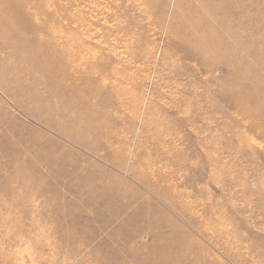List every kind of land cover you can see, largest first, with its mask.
I'll return each instance as SVG.
<instances>
[{"label":"rangeland","instance_id":"rangeland-1","mask_svg":"<svg viewBox=\"0 0 264 264\" xmlns=\"http://www.w3.org/2000/svg\"><path fill=\"white\" fill-rule=\"evenodd\" d=\"M226 11L0 0V264H264V0Z\"/></svg>","mask_w":264,"mask_h":264},{"label":"bare ground","instance_id":"bare-ground-1","mask_svg":"<svg viewBox=\"0 0 264 264\" xmlns=\"http://www.w3.org/2000/svg\"><path fill=\"white\" fill-rule=\"evenodd\" d=\"M229 1L230 0H223V10L225 12L226 11V8L228 10V6H229ZM203 7V6H202ZM202 7H199V8H196L194 9V12L196 13V17H198V15L201 13V9ZM219 8L221 9L222 8V5L219 4ZM204 15V16H203ZM214 23V19L211 17V15L208 13V12H202V18L198 19L195 23H192L193 25H191L189 28V30H186L187 33L189 32H193V35L194 34H200V35H196V37L198 38L194 43H192L191 41L188 42L187 45L188 46V49L190 51V53L192 55H195L197 57H200L202 59V61L204 62V59H205V54L203 52V41L204 40H208L207 38L209 37L210 38V41H213L214 43H212L214 45V47H216V44L220 45V42L219 40H217V37L214 36V37H211L210 36V31H211V26L213 25ZM229 25H230V19H229V22L228 23H225V22H222L221 23V26H222V31H224L225 33L229 34L230 35V28H229ZM4 30V29H3ZM212 34V33H211ZM196 38L193 39V41L195 40ZM219 39L222 43V47L226 50V54H230V44L225 41V38L223 35L219 36ZM188 41V40H187ZM53 50V49H52ZM58 55L57 58L55 57H50L49 60L50 62H53V64L49 66V71L52 72V74L55 76L56 75V72H60V70H62V66L64 64V59H65V56L67 55L66 51H58V47H55V56ZM85 56L84 53L81 52H77L76 53L74 52V55L72 56V58L70 57V59H72V63H74V65L78 64V66H80V64L78 63L81 59H83ZM55 61H56V64H55ZM48 62V61H47ZM208 65V64H207ZM48 69V68H47ZM63 71V70H62ZM63 72H61L62 74ZM0 74H1V71H0ZM69 73H66L65 75H68ZM2 75V74H1ZM58 76V75H56ZM1 79H0V88L1 90L5 91V88H3L2 84H1ZM7 92V95L8 93H10V91L6 90ZM23 102H19L17 104V108H19L23 113L27 114V117L29 118V120H31L32 122H34L35 124L45 128L46 130H50V128H53V130H56V132H58L61 136L65 137L68 136L67 133H65L62 129H59V128H55V127H52L54 126V123L53 125H51L50 123V120L52 119L50 116H46V117H40V116H28L29 114H31L33 111L32 107L30 106L31 103H29L28 105L26 103H23ZM153 110V109H152ZM153 113V112H152ZM163 128V127H162ZM25 129H27V131H32L34 130L33 129V126L31 125H26L25 126ZM26 131V130H25ZM52 132V131H50ZM15 134V132H13ZM53 133H55L53 131ZM56 134V133H55ZM16 135H17V140L19 139V132L16 131ZM166 135V134H165ZM20 140L22 141V143H27L29 144L28 146L30 147V153H38V149L37 147L40 145V143L38 142V139H35L33 137L32 138V141L30 140L29 142L24 138V136H22L20 134ZM69 137V136H68ZM67 139V138H66ZM71 140V138H69ZM28 150V149H27ZM139 150V149H138ZM27 152V151H25ZM46 169V168H45ZM211 224V223H210Z\"/></svg>","mask_w":264,"mask_h":264}]
</instances>
